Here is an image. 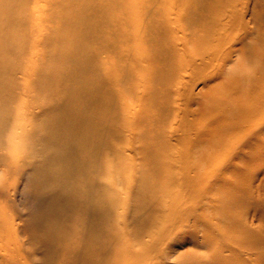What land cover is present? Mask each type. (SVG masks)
Segmentation results:
<instances>
[{"label": "bare ground", "instance_id": "6f19581e", "mask_svg": "<svg viewBox=\"0 0 264 264\" xmlns=\"http://www.w3.org/2000/svg\"><path fill=\"white\" fill-rule=\"evenodd\" d=\"M260 172L264 0H0V264H264Z\"/></svg>", "mask_w": 264, "mask_h": 264}, {"label": "rangeland", "instance_id": "374dc122", "mask_svg": "<svg viewBox=\"0 0 264 264\" xmlns=\"http://www.w3.org/2000/svg\"><path fill=\"white\" fill-rule=\"evenodd\" d=\"M198 88H200V87H197V89H198ZM240 120H241V119H239V120H237V121H240ZM255 163H256V162H255ZM258 177H259V179L263 178V177H264V172H263V173L260 172V174L258 175ZM251 179H253V178L251 177ZM259 179L256 178V179L253 181V188H252V191L249 190V192H251V193L253 192L252 194H253L254 198H256V196H258V195H260V194L262 193V190H260L259 188H257V185H258V183H259ZM258 190H259V191H258ZM257 191H258V192H257ZM214 228H215V227H213V226H212V227H210V226H206V227H205V232H212V231L214 230ZM187 241H188V240H187ZM187 241H186V242H187ZM220 242H221V241H220ZM217 244H218V243H217ZM223 245H224V243L221 242V244H220L219 246H223ZM188 247H189V248H192V247H190L189 245H188ZM34 248H35V247L29 246V247H27L26 250L29 251V252H30V251L33 252V251H35ZM185 250H187V249H185ZM185 250H183V251H185ZM193 250H196V251L199 252V253H208L209 250H211V249L205 250V249H197V248H196V249H193ZM183 251H180L179 253L182 254V253H184ZM179 253H178V254H179ZM32 254H33V253H32ZM33 255H35V254H33ZM40 258H41V259H44V256L42 257L41 255H38V256H36V257H35V256L33 257V259L36 261V264H40V263L37 262V261L40 260ZM43 262H44V261H43ZM43 262H42V263H43Z\"/></svg>", "mask_w": 264, "mask_h": 264}]
</instances>
